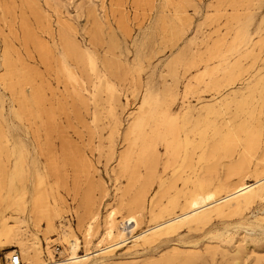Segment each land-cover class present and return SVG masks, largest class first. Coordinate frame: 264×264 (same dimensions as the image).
<instances>
[{"label":"bare ground","instance_id":"bare-ground-1","mask_svg":"<svg viewBox=\"0 0 264 264\" xmlns=\"http://www.w3.org/2000/svg\"><path fill=\"white\" fill-rule=\"evenodd\" d=\"M24 1L36 20L47 24L38 3ZM163 1L166 6L173 4ZM241 3L217 0V16L209 19L220 21L227 12L226 33L221 36L218 27L216 42L196 52L187 43L179 48L190 22L188 15L182 16L187 3L175 4L174 16L160 14L150 33L162 35L172 49L179 48L166 66L172 82L161 86L148 82L140 96L145 68L141 51L148 43L139 46L132 61L118 54L119 38L90 8L88 15L95 26L90 46L84 48L76 28L66 22L53 51L29 19L22 18L25 42L33 44L46 63L54 61L58 80L70 85L76 114L89 115L96 131L106 125L110 128L112 155L122 125L118 107L129 106L132 98L140 100L129 114L125 149L117 156L118 175L127 178L128 186L119 203L106 205L103 215L92 191L81 193L77 186L69 188L59 179H49L55 175H48L57 167L55 159L47 161L46 174L29 169L39 166V160L31 158L22 124L41 119L48 132L58 125L56 112L42 109L45 88L36 83L34 70L15 59L13 45L5 40L0 84L14 94L15 105L12 116H6V100L0 94V155L13 158L12 166L0 175V251H7L10 262L18 254L22 264H134L138 259L140 264H196L204 258L198 241L187 240L190 234L203 231L220 238L234 225L254 238L264 228V69L232 87L245 70L243 60L255 59L258 48L264 50V16L257 20L264 0H250L247 13L240 11ZM227 5L233 8L231 13ZM0 9L3 15L14 14L12 4L0 1ZM198 31L202 43L211 37L208 31ZM192 69L196 74L188 78ZM181 78L188 82L180 90ZM193 80L210 89L227 90L192 104L188 95L193 92ZM180 99L182 104L177 105ZM37 149L47 156L56 151L48 139L33 150ZM61 149L77 151L66 139ZM79 159L83 161V156ZM143 224L147 228L139 231ZM57 243L63 246L60 259L54 255ZM164 245L171 249L158 251ZM246 248L254 250L252 244ZM236 253L232 264H240L249 255ZM252 254L257 257L253 264H261L260 253Z\"/></svg>","mask_w":264,"mask_h":264},{"label":"rangeland","instance_id":"rangeland-1","mask_svg":"<svg viewBox=\"0 0 264 264\" xmlns=\"http://www.w3.org/2000/svg\"><path fill=\"white\" fill-rule=\"evenodd\" d=\"M0 1L3 4H12L14 7V14L12 16L0 13V27L3 30L0 31V57L5 46V40L8 39L15 50V59H19L20 63L34 70L36 83L45 88L46 102L42 109L54 110L56 112L55 120L58 125L48 132L42 127L41 119L25 120L22 124V129L24 130L23 136H25L28 146L32 149L31 158L39 160V166L30 165L29 169L33 173L39 170L43 174H46L48 172L46 167L47 161L49 159H55L58 162L57 167L52 172H48V175H55L49 179L51 181L59 179L62 181V185L67 183L69 188L75 189V186H77L81 193L87 192L88 190L92 191L94 202H101L103 215H105L106 205L109 204L107 207L117 205L125 188L128 186L127 178L118 175L119 166L117 156L125 149L126 142H124L123 134L126 132L129 123V114L139 105L140 99L134 100L132 98V104L126 106L124 104L126 99L125 97L122 98L124 105L118 107L122 117V125H120L119 134H116L115 150L112 155L110 152V128L106 125L107 128L103 129L101 127L96 131L92 129L93 123L89 115L82 118L76 114L74 100L69 96L71 93L70 85L60 79L58 80L54 69V61L50 59L46 63L33 44L25 42L22 30V18L25 16L29 19L34 31L48 43V46L53 51L56 50L55 44L59 40L60 27L66 22L76 28V38L83 47L87 48L90 46L91 32L95 27L88 15L90 8L97 10L98 18L104 22L105 26H109L119 38L120 49H118V54L122 53L123 57L132 61L137 57L139 46L144 42L148 43L144 52L141 51L144 54L143 61L145 68L142 71L140 96L144 89L143 86L148 82L158 86L163 85L165 81L167 83L172 82L171 76L167 73L166 66L179 48L187 43L196 52L198 48L202 49L208 43L216 42L217 34L214 31L218 27L221 30V36H223L227 29V12H223V17L220 18V21H211L209 19L212 16H217V0H172L173 4L167 6L163 0H148L142 3L136 2L135 0H56V2L35 0L38 6H40L44 18L47 17V24H42L41 21L38 22L36 20L35 15L25 4L24 0ZM239 1L242 2L240 11L247 13V4L250 0ZM183 2L187 4L184 8L186 12L182 13V16L188 15L190 22L186 26L187 31L183 39L184 41L182 40L180 42L179 48L175 47L172 49L170 42L162 40V35H153L150 33L151 27L162 13L174 16L175 4ZM226 8L229 13L233 11L230 5H227ZM257 11V20L259 21L264 16V3L262 8ZM198 30L208 31L207 33L211 34V37L202 43L203 35ZM227 34V37L230 39L232 32ZM197 36L199 37L198 40L196 39L197 42L192 44V39ZM255 40H259L258 36ZM262 48L264 49V46ZM100 52L104 54L102 48H100ZM257 54L255 59L247 58L243 60L245 70L232 87L240 86L242 79L248 78L256 74L259 70L264 69V50L258 48ZM0 65H2L1 62ZM3 72L4 70L0 67V76ZM194 74H196V70L192 69L186 76L190 78ZM187 82L188 79L181 78L178 83L179 89L184 88ZM193 83V92L188 95L192 104L197 103L198 100L203 102L208 101L213 96L219 97L227 90L226 87L210 89L204 83L197 84L195 80H193ZM0 94L6 100L4 103L5 114L11 117V106L12 104L15 105L14 94L1 84ZM181 104L182 99L177 101V105ZM84 120L88 123L84 122ZM13 122L16 125L17 121ZM47 139L53 143L56 149L53 154L47 156L38 152V149L33 150L38 148ZM64 139L69 140L70 143L76 146L77 151H62L61 148ZM2 155H0V175L5 174L4 169L10 168L13 163L12 157ZM80 155L83 156V161L79 159ZM134 193L135 189L133 188L129 195L132 196ZM69 199L72 201V197L69 196ZM73 222L77 223L76 220ZM101 222L103 223V221H100V224ZM217 223L220 225L222 221H218ZM142 228L146 229L147 224H143L138 230L140 231ZM99 229L102 230V226ZM190 235L187 240L198 241L200 253L204 258L196 264H232L234 258L237 256V250L249 254L245 260L242 259L240 264H253L256 262L257 257L255 254H252V251L260 253L259 256L262 258L261 264H264V228L258 229L253 234L254 238L251 236L247 237L249 236L248 232L244 229L236 228L234 225L229 226L220 238L206 235L203 231H198ZM244 237H247V241H243ZM248 244H252L254 250L247 249L246 246ZM53 249H56L54 254L55 259L62 258L63 246L57 243L53 246ZM170 249L169 247L167 248V245H164L158 251L164 252ZM6 252V250H1L0 257L3 264H10ZM140 261L142 259H138L134 264H140Z\"/></svg>","mask_w":264,"mask_h":264},{"label":"built area","instance_id":"built-area-1","mask_svg":"<svg viewBox=\"0 0 264 264\" xmlns=\"http://www.w3.org/2000/svg\"><path fill=\"white\" fill-rule=\"evenodd\" d=\"M10 264H22V261H21L18 254H17V256H15L14 258L11 259Z\"/></svg>","mask_w":264,"mask_h":264}]
</instances>
